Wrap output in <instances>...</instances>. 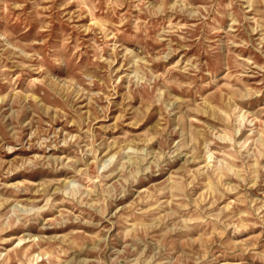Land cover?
Instances as JSON below:
<instances>
[{"label":"rangeland","instance_id":"rangeland-1","mask_svg":"<svg viewBox=\"0 0 264 264\" xmlns=\"http://www.w3.org/2000/svg\"><path fill=\"white\" fill-rule=\"evenodd\" d=\"M0 264H264V0H0Z\"/></svg>","mask_w":264,"mask_h":264},{"label":"bare ground","instance_id":"bare-ground-1","mask_svg":"<svg viewBox=\"0 0 264 264\" xmlns=\"http://www.w3.org/2000/svg\"><path fill=\"white\" fill-rule=\"evenodd\" d=\"M22 183V182H21Z\"/></svg>","mask_w":264,"mask_h":264}]
</instances>
